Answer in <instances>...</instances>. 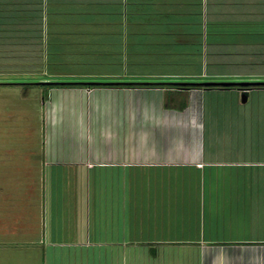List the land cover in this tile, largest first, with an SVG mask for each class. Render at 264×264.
I'll return each mask as SVG.
<instances>
[{"label": "crops", "instance_id": "1", "mask_svg": "<svg viewBox=\"0 0 264 264\" xmlns=\"http://www.w3.org/2000/svg\"><path fill=\"white\" fill-rule=\"evenodd\" d=\"M37 2L22 264H264V0Z\"/></svg>", "mask_w": 264, "mask_h": 264}, {"label": "rangeland", "instance_id": "2", "mask_svg": "<svg viewBox=\"0 0 264 264\" xmlns=\"http://www.w3.org/2000/svg\"><path fill=\"white\" fill-rule=\"evenodd\" d=\"M0 16L2 17L3 14L0 13ZM22 17H18L20 20L17 18L16 25L13 23L10 26H0V45L13 43L10 39H16L15 42L20 43L18 40L21 33L23 35V32L30 29L27 27V20H23ZM20 23H24V26L19 29ZM42 28L44 38L47 30L45 18ZM8 39L9 42L6 41ZM8 57L11 56L0 55V264H22L24 263V250L16 245L19 239L11 229L19 223L22 209L26 207L22 194L31 190L26 187L25 183L21 184V181L26 180L27 175L33 172L35 175L36 171L32 169L30 173L26 170L25 162H20L23 160H20L19 155L22 152L25 154L36 152L42 146V102L46 95L43 91L46 88L32 86L33 83L38 82L39 77L28 76L25 73L27 66L22 62L6 61L9 60ZM48 66L49 68L54 67L51 60L48 61ZM173 89L177 88L173 87ZM196 115L197 113L193 116ZM204 115L208 116L205 112ZM209 127L203 123L202 125L197 124L196 121L182 125L174 123L171 128L174 134L173 147H179L181 144L180 140L175 139L180 136L176 135L196 134L203 131L208 133ZM30 264H40L39 257L35 255Z\"/></svg>", "mask_w": 264, "mask_h": 264}, {"label": "trees", "instance_id": "3", "mask_svg": "<svg viewBox=\"0 0 264 264\" xmlns=\"http://www.w3.org/2000/svg\"><path fill=\"white\" fill-rule=\"evenodd\" d=\"M37 1L38 0H0V13L3 14L2 17L0 16L1 27L10 26V24L18 21V17L21 16H23V20H27V27H30L27 32H23V35L21 33L20 39L18 40L20 43H16V39H10L13 43L1 44L0 55L5 54L11 56L8 57L9 60H2L13 61L14 63L22 62L27 66L28 69L26 68V70H34L38 67L37 63L39 62L40 64L44 52L43 21L45 18V23L48 25L46 31L49 32V21L52 16V12H44L41 3ZM16 24L17 23H15V25ZM23 24L24 23H20V25H18L19 29L24 26ZM10 40L8 39L6 41L9 42ZM249 89L250 88H243V90Z\"/></svg>", "mask_w": 264, "mask_h": 264}, {"label": "water", "instance_id": "4", "mask_svg": "<svg viewBox=\"0 0 264 264\" xmlns=\"http://www.w3.org/2000/svg\"><path fill=\"white\" fill-rule=\"evenodd\" d=\"M202 85H204L206 87H210V86H220V87L240 86V87L245 88V87H249V86H260V85L264 86V83H250V82L227 83V82H225V83H204ZM242 99L245 102L247 99V96L244 95Z\"/></svg>", "mask_w": 264, "mask_h": 264}, {"label": "built area", "instance_id": "5", "mask_svg": "<svg viewBox=\"0 0 264 264\" xmlns=\"http://www.w3.org/2000/svg\"><path fill=\"white\" fill-rule=\"evenodd\" d=\"M244 92H248V90H244Z\"/></svg>", "mask_w": 264, "mask_h": 264}]
</instances>
